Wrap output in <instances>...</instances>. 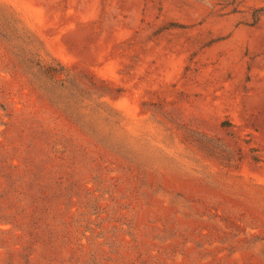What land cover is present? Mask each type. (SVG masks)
I'll list each match as a JSON object with an SVG mask.
<instances>
[{
  "label": "rangeland",
  "instance_id": "obj_1",
  "mask_svg": "<svg viewBox=\"0 0 264 264\" xmlns=\"http://www.w3.org/2000/svg\"><path fill=\"white\" fill-rule=\"evenodd\" d=\"M0 10L93 83L80 127L0 47V264H264V0Z\"/></svg>",
  "mask_w": 264,
  "mask_h": 264
},
{
  "label": "trees",
  "instance_id": "obj_2",
  "mask_svg": "<svg viewBox=\"0 0 264 264\" xmlns=\"http://www.w3.org/2000/svg\"><path fill=\"white\" fill-rule=\"evenodd\" d=\"M0 47L3 52L5 72L23 77L38 98L73 124L82 126L81 119L75 116L83 105L87 87L80 77L76 78L68 67L58 61H46L33 53V40L23 33L15 21L0 10ZM75 114V115H74Z\"/></svg>",
  "mask_w": 264,
  "mask_h": 264
}]
</instances>
